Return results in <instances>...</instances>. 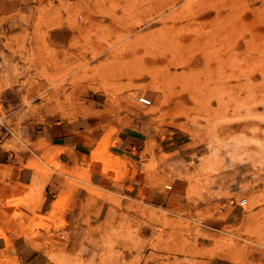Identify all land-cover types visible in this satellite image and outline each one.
<instances>
[{
  "label": "rangeland",
  "instance_id": "1",
  "mask_svg": "<svg viewBox=\"0 0 264 264\" xmlns=\"http://www.w3.org/2000/svg\"><path fill=\"white\" fill-rule=\"evenodd\" d=\"M22 3L24 10L0 17V39L15 58L7 63L9 81L20 89L63 83L80 116L103 122L98 142L74 167L38 155L37 169L60 173L66 191L88 190L85 218L48 233L35 247L39 264H264V0ZM54 28L64 30L63 42L50 41ZM25 104L27 112L15 117L0 106L5 148L18 147L19 123L39 113ZM122 131L133 135V146L116 147ZM175 136L193 163L177 165L167 145ZM99 179L113 187L135 180L163 197L182 179L184 204L162 208L103 195ZM242 197L243 207L230 203ZM104 199L106 218L91 222ZM38 225L32 219L14 231ZM67 244L75 251L66 253ZM0 264H20L11 240Z\"/></svg>",
  "mask_w": 264,
  "mask_h": 264
},
{
  "label": "crops",
  "instance_id": "2",
  "mask_svg": "<svg viewBox=\"0 0 264 264\" xmlns=\"http://www.w3.org/2000/svg\"><path fill=\"white\" fill-rule=\"evenodd\" d=\"M24 1L29 0H0V17L8 16L19 8L24 10L27 5L22 3ZM2 28L7 29V24H2ZM64 38L63 29L54 28L49 33L52 42L61 43ZM14 59L13 54L4 49L3 40L0 39V106L7 111L13 109V117L27 112L25 103H31L33 110L39 113L19 123L20 139L15 149L4 147L6 139L3 135L9 132L0 121V226L3 231L0 235V249L6 247V239L11 240L20 264H39L40 252L35 247L47 241L48 233L56 227L62 231L69 227L67 223H79L85 218L84 206L88 190L79 187L75 188L74 193L69 191L71 189L66 191L62 187L60 173L50 169H37L38 155H43L45 159L47 157V160L50 157V161L60 166L74 167L77 161H82L89 155L91 145L98 142L101 133L99 126L103 122L100 115L80 116L76 108L65 101L67 90L63 83L48 89H43L37 83L20 89L17 81L10 82L7 63ZM27 139L29 145L25 143ZM167 145L172 146L173 149L169 152L174 153L173 159L177 161V165L183 167L194 162L189 159L190 150L180 136H175ZM131 146L132 134L122 131L116 136L117 148L126 149ZM92 153L93 151L91 156ZM34 181L37 182L36 185ZM103 182L105 180L99 179L96 184L103 195L106 191L114 192L124 200L142 201L162 208H176L184 204L182 179L172 181V187L165 191V197L161 192L148 191L142 183L135 180H125L119 187L105 185ZM58 200L65 207L62 212ZM57 207L59 209L55 212ZM108 207V201L102 200L97 212L89 218L91 222L103 221ZM32 219L39 225L30 233L26 234L25 230L15 233V226ZM61 221L64 224L58 226ZM27 236L33 238L35 245L25 244ZM61 247L66 253H72L76 248L72 244ZM208 264H222V261L213 258Z\"/></svg>",
  "mask_w": 264,
  "mask_h": 264
},
{
  "label": "bare ground",
  "instance_id": "3",
  "mask_svg": "<svg viewBox=\"0 0 264 264\" xmlns=\"http://www.w3.org/2000/svg\"><path fill=\"white\" fill-rule=\"evenodd\" d=\"M148 2H149V1H148ZM154 3H155V2H154ZM138 4H139V3H138ZM153 5H154V4H153ZM161 9H162V8H161ZM139 11H140V10H139ZM157 11H158V10H157ZM160 14H161V13H158L157 16L160 15ZM151 19H152V18H151ZM107 56H110V55H107ZM107 56H105V57H107ZM100 65H101V64H100ZM93 68H94V67H93ZM89 69H90V68H89ZM89 69H88V70H89ZM88 70L85 69V71L82 72V74H80L78 77H74V78H75V79H77V78L81 79L82 77H84V76L86 75V73H87ZM87 75H88V74H87ZM160 87H161V85H160ZM160 87L157 86V87H155V88L160 89ZM163 92H164V91H163ZM161 93H162V92H161ZM62 96H63V95H62ZM71 98H72V97H70V94H66V96H65L64 99H65V101H70ZM46 99H47V98H46ZM75 103H76V102H75ZM103 141H104V140H103ZM101 143L103 144L102 139H101L100 144H101ZM100 144H99V145H100ZM97 145H98V144H97ZM99 147H101V146H99ZM95 150H97V149H95ZM97 151H98V150H97ZM97 151H96V152H97ZM96 152H93L92 155H93V156L96 155V154H97ZM242 198H245V197H242ZM242 198H240V199H242ZM240 199H239V200H240ZM239 200H238V201H239ZM245 200H246V203H247V198H245ZM237 206H238V205H237ZM239 207H241V206H239ZM244 223H245V222H244ZM261 243H262V242H261ZM218 244H219V243H218ZM217 247L219 248V245H218ZM226 253H227V252H226ZM214 254H216L217 256L220 255V253H214ZM224 254H225V253H224ZM225 255H226V254H225ZM221 256H224V255L222 254Z\"/></svg>",
  "mask_w": 264,
  "mask_h": 264
},
{
  "label": "built area",
  "instance_id": "4",
  "mask_svg": "<svg viewBox=\"0 0 264 264\" xmlns=\"http://www.w3.org/2000/svg\"><path fill=\"white\" fill-rule=\"evenodd\" d=\"M138 101L144 105L150 104V100L146 98L144 95H138L137 97ZM230 203L233 204V206H241L243 207L246 204L245 198L240 199L239 201H234L233 199L230 200Z\"/></svg>",
  "mask_w": 264,
  "mask_h": 264
}]
</instances>
